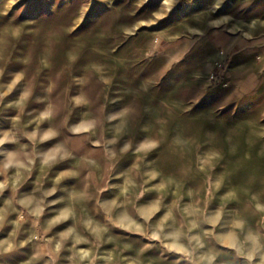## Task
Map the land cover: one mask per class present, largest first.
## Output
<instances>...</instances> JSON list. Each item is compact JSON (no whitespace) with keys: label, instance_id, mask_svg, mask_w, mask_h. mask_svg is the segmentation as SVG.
<instances>
[{"label":"rangeland","instance_id":"374dc122","mask_svg":"<svg viewBox=\"0 0 264 264\" xmlns=\"http://www.w3.org/2000/svg\"><path fill=\"white\" fill-rule=\"evenodd\" d=\"M0 264H264V0H0Z\"/></svg>","mask_w":264,"mask_h":264},{"label":"bare ground","instance_id":"6f19581e","mask_svg":"<svg viewBox=\"0 0 264 264\" xmlns=\"http://www.w3.org/2000/svg\"><path fill=\"white\" fill-rule=\"evenodd\" d=\"M47 32H45V34H46ZM39 49H40V51H41V53H45L46 52V50H47V48H46V46L44 45V43H42L40 46H39ZM161 102V101H160ZM146 125V124H145ZM211 132V130L209 131H207V134H209ZM157 206V205H156ZM147 208V205L146 204H144L143 206H142V209L144 210V209H146ZM150 211V210H149ZM148 211V212H149ZM218 211H220V210H218ZM191 212V211H190ZM146 213V212H145ZM210 217L212 218V219H217L218 217H219V214H217V212H215V213H213V214H211L210 215ZM199 221V220H198ZM202 224V223H201ZM226 229H227V227H226ZM245 229H247V230H249V227L247 226V227H245ZM229 232V231H228ZM232 233V232H231ZM248 235V234H247ZM218 236H220L221 238H223V239H226V233H225V231L222 229V230H220L219 232H218ZM251 236V235H250ZM251 238H252V236H251ZM220 239V238H219ZM253 239V238H252Z\"/></svg>","mask_w":264,"mask_h":264},{"label":"built area","instance_id":"2783aa9c","mask_svg":"<svg viewBox=\"0 0 264 264\" xmlns=\"http://www.w3.org/2000/svg\"><path fill=\"white\" fill-rule=\"evenodd\" d=\"M215 77V75L213 74V78Z\"/></svg>","mask_w":264,"mask_h":264}]
</instances>
